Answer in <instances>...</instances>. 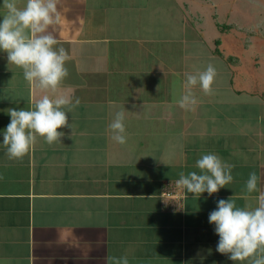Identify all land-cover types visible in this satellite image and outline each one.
I'll return each mask as SVG.
<instances>
[{"label": "crops", "instance_id": "crops-1", "mask_svg": "<svg viewBox=\"0 0 264 264\" xmlns=\"http://www.w3.org/2000/svg\"><path fill=\"white\" fill-rule=\"evenodd\" d=\"M152 3L58 0L60 22L50 31L70 58L55 93L26 81L0 51V264H108L123 256L129 264H249L216 251L219 236L208 216L229 197L238 207H258L264 102L243 96L240 84L230 92L235 81L220 55L198 32L179 30L178 4L172 6L178 15H171L163 3ZM2 4L0 20L7 12ZM200 42L210 56L204 66L195 59ZM208 61L217 72L212 94L198 83L190 89L194 110L180 108L187 75L205 71ZM44 94L80 99L67 113L72 131L58 129L65 135L51 146L37 137L23 158L9 159L6 110L28 109ZM118 111L125 113V144L108 129ZM209 153L233 166V182L199 199L178 190L179 173H199L196 161ZM251 172L260 192L249 194Z\"/></svg>", "mask_w": 264, "mask_h": 264}, {"label": "clouds", "instance_id": "clouds-1", "mask_svg": "<svg viewBox=\"0 0 264 264\" xmlns=\"http://www.w3.org/2000/svg\"><path fill=\"white\" fill-rule=\"evenodd\" d=\"M57 3L58 0H26L20 7L18 0H3L2 4L7 12L0 20V51L7 54L8 63L23 70L26 81L35 83L45 93H55L69 75L65 66L69 54L50 31L52 25L60 22ZM216 75L211 64L198 75L188 74L185 83L188 91H182L176 101L179 107L194 110L197 100L191 94V87L199 83L203 92L210 95ZM79 104L78 97L59 95L53 99L44 94L28 109L8 108L6 113L10 116V123L3 132L8 158H23L37 137H42L50 146L60 142L65 133L58 129L72 131L67 113ZM108 129L114 141L119 144L127 142L123 111L115 113ZM196 167L199 173L180 172L175 185L178 190L197 199L205 192L211 197L233 182V166L216 154L202 155L196 161ZM258 185L256 172L249 173L244 190L249 194L260 192ZM216 204L208 216V222L215 225L214 232L219 236L216 251L227 255L233 262L247 260L249 264H264V192L260 193L258 207L254 209L238 207L232 197L219 199ZM108 264H129V260L127 256L109 257Z\"/></svg>", "mask_w": 264, "mask_h": 264}, {"label": "rangeland", "instance_id": "rangeland-1", "mask_svg": "<svg viewBox=\"0 0 264 264\" xmlns=\"http://www.w3.org/2000/svg\"><path fill=\"white\" fill-rule=\"evenodd\" d=\"M147 1L148 5L154 2L151 8H154L155 3H163L162 7H165V11H168L171 15H178V12L174 11L175 6L174 8L172 7L173 4H178L183 13V15L179 14V17H183L184 21L179 30L186 31V35H191L192 33L196 35L199 33L200 36H204L203 42L206 41L208 49H211L213 54L219 57V54L215 51L218 47L221 53L220 57L226 65L228 64L226 58L228 59L229 56H232V59L236 61L233 67L235 69L233 78L235 82L231 83L230 92H234L233 90L236 89V85L240 84L246 89L243 96H252V99H262L264 102V0ZM184 25L194 30V32L191 31L189 33V29L183 28ZM225 25H229L230 27L228 28ZM167 33L170 35V28L167 30ZM218 39H220V43L217 45L215 40ZM191 40V36L185 38V49H190ZM198 41L194 37V42L198 43ZM197 45L195 59L202 64L205 62V57L210 58V56L205 52L202 42ZM172 49L180 50L177 46H173ZM208 62H210L208 65L212 64L211 61ZM202 65L206 64L203 63ZM226 65L223 66L226 69L223 67L222 69L228 71ZM225 81L226 79L221 78L219 83H224ZM230 92L228 91V93ZM251 117L256 119V116Z\"/></svg>", "mask_w": 264, "mask_h": 264}, {"label": "trees", "instance_id": "trees-1", "mask_svg": "<svg viewBox=\"0 0 264 264\" xmlns=\"http://www.w3.org/2000/svg\"><path fill=\"white\" fill-rule=\"evenodd\" d=\"M226 27H230L229 25H225ZM224 30V29H223ZM215 43L218 45L219 43H220V39H218V40H215ZM216 53L217 54H219V55H221V53H220V51H219V49H218V47L216 48ZM226 61H227V66L230 68V70H231V80H233V78H234V72H235V69H233V67L235 66L234 64L236 63V61H234L233 59H232V56H229V58L227 59L226 58ZM232 62H234L233 64H232ZM233 70V71H232Z\"/></svg>", "mask_w": 264, "mask_h": 264}]
</instances>
